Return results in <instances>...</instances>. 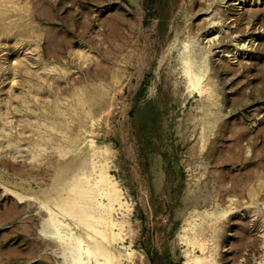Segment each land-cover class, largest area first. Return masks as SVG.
Wrapping results in <instances>:
<instances>
[{"label": "rangeland", "instance_id": "1", "mask_svg": "<svg viewBox=\"0 0 264 264\" xmlns=\"http://www.w3.org/2000/svg\"><path fill=\"white\" fill-rule=\"evenodd\" d=\"M100 171L106 238L82 220ZM76 238L264 264V0H0V264H108Z\"/></svg>", "mask_w": 264, "mask_h": 264}, {"label": "bare ground", "instance_id": "2", "mask_svg": "<svg viewBox=\"0 0 264 264\" xmlns=\"http://www.w3.org/2000/svg\"><path fill=\"white\" fill-rule=\"evenodd\" d=\"M187 73L192 84H200L202 77L194 73L192 68L189 67L187 69ZM92 190L98 195V198L93 201V205L101 212V215L85 213L82 220L87 222L92 229L101 233L103 238H106L108 234L115 235V230H117L119 223L114 220L113 211L116 209V206H123L124 202L122 200V194L120 193L112 179L106 174V172L103 171H100V173L98 174ZM103 200H105V202ZM51 220L55 228L58 229V225H61V222H58L57 224L54 216H51ZM75 241L79 248V251H85L88 256H93L97 260L102 258L106 262H108V264H120L114 261L115 257L111 253L112 250L109 251V249L104 247V245L101 246L102 250H91L88 247L84 248L83 240H81L80 238H76ZM75 262L76 264H83L82 255L76 258Z\"/></svg>", "mask_w": 264, "mask_h": 264}]
</instances>
